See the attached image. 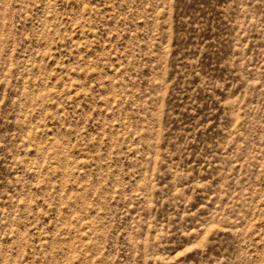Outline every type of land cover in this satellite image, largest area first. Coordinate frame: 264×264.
<instances>
[{
  "label": "rangeland",
  "instance_id": "rangeland-1",
  "mask_svg": "<svg viewBox=\"0 0 264 264\" xmlns=\"http://www.w3.org/2000/svg\"><path fill=\"white\" fill-rule=\"evenodd\" d=\"M0 264H264V0H0Z\"/></svg>",
  "mask_w": 264,
  "mask_h": 264
}]
</instances>
